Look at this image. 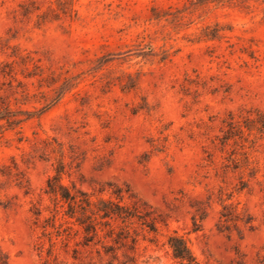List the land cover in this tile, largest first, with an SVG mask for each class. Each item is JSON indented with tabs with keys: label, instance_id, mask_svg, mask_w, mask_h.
Listing matches in <instances>:
<instances>
[{
	"label": "rangeland",
	"instance_id": "rangeland-1",
	"mask_svg": "<svg viewBox=\"0 0 264 264\" xmlns=\"http://www.w3.org/2000/svg\"><path fill=\"white\" fill-rule=\"evenodd\" d=\"M57 2L0 0V106L25 118L0 128L9 263L46 257L63 164V184L122 189L157 218L156 232L135 220L113 261L101 245L75 259L81 234L58 241L64 264H180L171 235L200 264H264V0Z\"/></svg>",
	"mask_w": 264,
	"mask_h": 264
},
{
	"label": "trees",
	"instance_id": "trees-1",
	"mask_svg": "<svg viewBox=\"0 0 264 264\" xmlns=\"http://www.w3.org/2000/svg\"><path fill=\"white\" fill-rule=\"evenodd\" d=\"M57 5L59 12L66 13L71 10L72 2L71 0H58ZM43 18L45 19L44 16ZM257 114V120L264 118V112H257ZM15 115L8 107L0 106V128L4 126L1 124L2 121L12 127L25 119ZM250 120L254 121L255 119ZM62 173L63 164H59L56 175L47 182L46 192L54 196L55 207L51 210L50 216L40 223L42 236L47 238L48 242L47 248L44 247L45 243L43 242L38 244L40 252L45 251L46 254L42 264H64L58 259L57 243L60 241L66 247L70 240L79 234L82 235V239L75 243L76 248L73 249L75 259L80 257L79 246H82L84 248L96 247L99 257L105 253L111 256L113 261L119 258L117 251L124 245L123 239L131 237L133 249L135 248L138 234L134 229L135 235H132L130 228L135 220L139 221L148 231H157V218L152 217L147 204L132 193L125 194L122 189H117L112 192L116 196V200L112 197L93 198V194L77 188L75 185L69 187L63 184L61 182ZM125 198H128L130 202L123 203ZM60 202L62 204L58 205ZM37 215L39 218L40 213L38 212ZM222 216L226 217L225 214ZM118 222L122 223L121 227L119 224L115 226ZM116 227H119V230L116 231ZM168 243L172 248L174 258L180 264H200L183 237L171 235ZM98 245H101L103 253L97 247ZM133 259L131 258L132 261H135ZM0 264H10L8 256L1 247Z\"/></svg>",
	"mask_w": 264,
	"mask_h": 264
}]
</instances>
